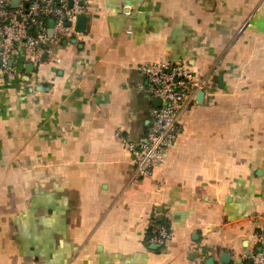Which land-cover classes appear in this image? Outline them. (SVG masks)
<instances>
[{"label": "crops", "instance_id": "obj_1", "mask_svg": "<svg viewBox=\"0 0 264 264\" xmlns=\"http://www.w3.org/2000/svg\"><path fill=\"white\" fill-rule=\"evenodd\" d=\"M78 1L88 25L53 40L61 62L19 60L14 78L0 63V264L249 262L264 212V0ZM165 58L217 88L139 178L122 140L146 139L156 104L138 67ZM155 224L173 230L166 244L150 243Z\"/></svg>", "mask_w": 264, "mask_h": 264}, {"label": "built area", "instance_id": "obj_2", "mask_svg": "<svg viewBox=\"0 0 264 264\" xmlns=\"http://www.w3.org/2000/svg\"><path fill=\"white\" fill-rule=\"evenodd\" d=\"M73 1V0H72ZM84 11L78 0H21L12 7V0H0V61L3 73L11 78L19 75V60L38 64L43 56L53 63L61 62L53 40L76 33L74 22ZM55 20L54 35H49V21ZM71 24H68V23ZM12 62V63H11ZM16 63V64H15ZM139 70L148 82V92L159 98L160 104L151 109L152 121L145 140L124 138L123 144L132 156L139 178L153 177L167 152L175 147L184 131L183 117L196 103L200 91L213 95V81L202 76L184 62L161 59L140 65ZM253 241L256 249L244 264H264V212L253 216ZM174 236L165 224H155L150 243L163 245Z\"/></svg>", "mask_w": 264, "mask_h": 264}, {"label": "water", "instance_id": "obj_3", "mask_svg": "<svg viewBox=\"0 0 264 264\" xmlns=\"http://www.w3.org/2000/svg\"><path fill=\"white\" fill-rule=\"evenodd\" d=\"M21 3V0H12V7H18ZM73 4V1L71 0L70 1V5ZM83 6H86L84 3H82ZM88 21H89V16L85 13V12H81L77 15V18H76V27H75V30L78 31V32H83L84 30H86L87 28V25H88ZM54 24H55V20H50L49 21V27H50V30H49V35L51 37H53L54 35V30H53V27H54ZM68 24H71L70 22ZM1 63V61H0ZM12 63V62H11ZM27 69L29 71L33 70V64H28L27 65ZM219 81H220V84L222 86V76H219ZM204 97H205V92L204 91H200L196 97V101L197 102H202L204 100ZM154 102L156 104V106H158L160 104V99L159 98H154ZM158 246L157 245H154L153 248H157ZM250 255V254H249ZM229 258H230V254L229 253H223L222 254V262L224 263H229ZM210 261H214L213 258H210Z\"/></svg>", "mask_w": 264, "mask_h": 264}, {"label": "trees", "instance_id": "obj_4", "mask_svg": "<svg viewBox=\"0 0 264 264\" xmlns=\"http://www.w3.org/2000/svg\"><path fill=\"white\" fill-rule=\"evenodd\" d=\"M213 88H215V89L217 88L216 84H214V83H213Z\"/></svg>", "mask_w": 264, "mask_h": 264}, {"label": "rangeland", "instance_id": "obj_5", "mask_svg": "<svg viewBox=\"0 0 264 264\" xmlns=\"http://www.w3.org/2000/svg\"><path fill=\"white\" fill-rule=\"evenodd\" d=\"M214 83H215V82H214ZM215 91H216V89H215ZM213 94H215V92H214Z\"/></svg>", "mask_w": 264, "mask_h": 264}]
</instances>
